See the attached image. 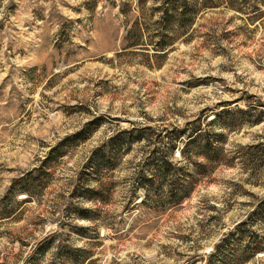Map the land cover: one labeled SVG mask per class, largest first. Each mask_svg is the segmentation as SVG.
Masks as SVG:
<instances>
[{"label": "rangeland", "instance_id": "1", "mask_svg": "<svg viewBox=\"0 0 264 264\" xmlns=\"http://www.w3.org/2000/svg\"><path fill=\"white\" fill-rule=\"evenodd\" d=\"M166 6L0 0V264H208L246 223L228 264L264 241L263 0L199 9L185 32L166 24ZM197 121L223 135L213 139L223 162L189 198L157 206V190L140 185L163 150L156 137ZM142 129L146 139L128 144ZM245 264H264V253Z\"/></svg>", "mask_w": 264, "mask_h": 264}, {"label": "trees", "instance_id": "2", "mask_svg": "<svg viewBox=\"0 0 264 264\" xmlns=\"http://www.w3.org/2000/svg\"><path fill=\"white\" fill-rule=\"evenodd\" d=\"M247 1L248 0H166L167 6L163 8V19L168 26L171 24L179 25V27L185 32L189 30L199 9L218 8L221 5L226 4L230 8L242 11V7ZM259 7L260 6L255 5L253 9L260 11L261 8ZM166 49L165 45L159 44L157 51L163 52ZM252 108L253 107L249 108V110L240 109V112L242 114H247L250 113L249 111ZM263 120L264 119H259L257 123H261ZM208 125H211V123H208ZM91 126L88 125L86 130L67 138L63 146H74L73 144L76 145L85 142L93 132L98 129L99 124L97 123L93 127ZM147 129L150 130V128ZM146 131L147 130L145 129L139 130V133L135 136V132L126 133L131 136L128 144L132 143V141H142L146 139ZM214 137L219 141L222 139L223 135L212 134V132L205 131L203 125L198 121L188 123L183 128L173 127L171 131L164 130L157 135L156 138H159V142L163 144V150L154 149L152 153L153 156L150 157L149 161L152 175L149 177L142 176L140 180V185L143 188H146V191L153 188L159 193L157 197L158 199L155 201L157 206H160L161 203L175 205L181 203L186 198H189L196 187L200 184V180L211 175L215 167L222 164V149L214 146ZM120 140L124 142L126 141V138H121ZM178 149L181 150L180 154L182 160L179 163H175L171 157L175 155ZM97 155L95 158L100 157L106 165L110 166L111 161L107 159V156L103 151L99 150ZM95 162H97V160H95ZM99 165H101V163ZM164 183L168 187L166 191H162ZM88 192L90 195L86 196L87 199L92 197L95 199V197H100L101 195V191L96 189H88ZM147 197H149V193L146 198ZM91 213L90 210H84L80 217L86 220H91ZM256 216L264 219V202L258 207ZM245 224H240L234 232L227 235L221 243L216 246V253L210 256V262L208 264H214L213 259L216 256L222 260L219 264H226V261H223V257L228 250L231 251L232 249H229L228 247L229 239L232 237L231 240L235 241V237L239 239L244 238L245 235L243 233V228ZM254 243L255 244L245 246L243 249L239 248L236 254L231 253L228 258L231 262L228 264H245L251 257L264 253V241L262 237H255Z\"/></svg>", "mask_w": 264, "mask_h": 264}]
</instances>
